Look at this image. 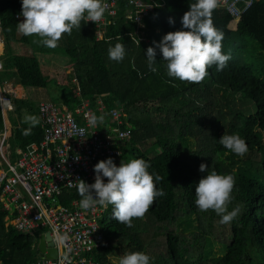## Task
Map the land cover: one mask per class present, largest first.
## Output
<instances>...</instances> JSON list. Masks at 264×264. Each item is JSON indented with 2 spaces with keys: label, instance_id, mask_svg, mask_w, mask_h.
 Segmentation results:
<instances>
[{
  "label": "trees",
  "instance_id": "obj_1",
  "mask_svg": "<svg viewBox=\"0 0 264 264\" xmlns=\"http://www.w3.org/2000/svg\"><path fill=\"white\" fill-rule=\"evenodd\" d=\"M141 1L151 8L142 18L147 44L139 41L137 25L125 19L129 9L124 3L118 4L117 16L101 39L86 21L80 29L63 34V54L71 66L65 84L57 86L58 108L74 113L88 102L94 114L103 117L104 125L109 123L106 114L120 109L129 126L123 124L120 129L130 133L120 147L122 162H128L126 157L146 160L148 171L160 176L157 187L164 193L143 217L132 219L131 227L116 221L113 207L107 206L99 222L107 247L97 261L112 264L109 257L119 260L126 253L140 251L151 258L150 264H264V0H254L237 20L217 4L212 22L223 33L221 51L231 58L219 72L215 66L208 69L198 83L167 77L158 50L157 71H149L145 56L153 41L181 30L180 17L195 0ZM20 11V0H0L1 34L7 44L26 40L17 36L20 22L15 16ZM169 17L174 18L172 25ZM118 42L125 46L126 56L121 62L110 61L107 49ZM0 58L2 83L27 90L48 88L50 81L42 75L35 54ZM99 101L101 111L97 110ZM12 106L7 133L15 156L17 149L39 144L42 131L38 124L30 135H22L28 127L24 116H37V107L17 99ZM232 134L247 144L243 157L218 141ZM201 163L209 171L234 174L228 210L237 205L241 210L232 222L222 224L212 210L200 211L196 206L195 185L206 174L198 171ZM80 199L75 188L63 191L59 203L68 208ZM5 215L0 204V264H30L38 255L36 236L6 228ZM216 246L223 249L219 255L213 254Z\"/></svg>",
  "mask_w": 264,
  "mask_h": 264
},
{
  "label": "built area",
  "instance_id": "obj_2",
  "mask_svg": "<svg viewBox=\"0 0 264 264\" xmlns=\"http://www.w3.org/2000/svg\"><path fill=\"white\" fill-rule=\"evenodd\" d=\"M102 2L106 7L104 18L96 24L87 21L94 25L96 38L101 39L105 28L113 24L117 16L118 4L124 3L129 9L125 19L137 25L136 34L142 42L146 35L142 18L150 11V6L141 0ZM253 2L218 0L217 4L237 20L252 7ZM1 31L0 18V46L3 43ZM5 89L0 87V204L6 212L4 226L32 237L35 235L36 247L38 238L49 233L56 258L46 259L38 252L30 264H81V260L85 264H99V252L107 247L99 222L107 207L97 205L84 210L79 202L73 201L67 208L60 205L59 197L63 191L75 189L78 180L94 182L93 166L98 161L111 158L117 166L123 163L120 147L128 141L130 133L120 129L123 124L129 127L121 118V110L106 114L109 119L107 125H92L89 117L94 111L88 102H83L74 113L66 108L59 109L50 102H40L37 117L42 140L24 150L17 149L14 156L7 130L10 127L8 114L13 113L12 101L17 94L14 88ZM97 104V110H103L101 102ZM103 179L107 181V178ZM55 232L66 237L62 245L52 239ZM68 248L72 251L66 256Z\"/></svg>",
  "mask_w": 264,
  "mask_h": 264
},
{
  "label": "clouds",
  "instance_id": "obj_3",
  "mask_svg": "<svg viewBox=\"0 0 264 264\" xmlns=\"http://www.w3.org/2000/svg\"><path fill=\"white\" fill-rule=\"evenodd\" d=\"M217 2L195 0L180 17L181 30L164 34L159 42L153 41V46L145 52L149 71H157L154 66L157 50L170 79L198 83L208 75L212 66L217 72L227 66L231 57L221 51L223 33L213 25L211 18ZM20 7L23 21L17 24L18 31L24 36L42 38L41 42L47 48H55L62 34L80 29L82 21L100 22L106 12L102 0H20ZM167 22L172 25L174 18L169 17ZM125 56L126 48L122 43H115L107 49L110 61L121 62ZM2 70L3 64L0 63ZM102 121V116L92 114L89 117L92 125ZM23 122L28 127L22 130V135L28 136L40 120L36 115L26 114ZM218 141L224 149L237 156L243 157L248 151L245 140L237 134L222 135ZM149 168L150 164L142 158L131 159L119 166L111 158L98 161L93 166L94 182L87 184L78 180L76 185L77 194L81 197L80 208L88 210L97 205H111L115 220L131 227L133 218L143 217L154 200L164 195L157 187L160 176L150 173ZM198 171L206 174L195 185L196 206L200 211L212 210L222 224L232 222L241 210L239 205L228 210L233 200L234 174L209 171L204 163L198 166ZM52 239L62 245L66 237L55 232ZM71 251L68 248L65 255ZM150 260L146 253L133 251L121 256L118 264H150ZM81 264L85 262L81 260Z\"/></svg>",
  "mask_w": 264,
  "mask_h": 264
},
{
  "label": "crops",
  "instance_id": "obj_4",
  "mask_svg": "<svg viewBox=\"0 0 264 264\" xmlns=\"http://www.w3.org/2000/svg\"><path fill=\"white\" fill-rule=\"evenodd\" d=\"M19 22L23 21V17L21 15H18ZM18 39L23 40V36L18 31ZM26 37V40H23L21 42H12V43H6L3 39V43L0 46V57L4 58L9 55H30L35 54L39 67L41 70V73L43 76H45L50 82H54L55 85L63 86L64 81H60L63 79L65 74H70V64L69 59L63 54L64 51V40H63V34L60 38V40L57 43V46L55 48H47L43 46L40 37L38 36H24ZM4 54V55H3ZM2 61V59L0 58ZM64 80V79H63ZM2 87H5L6 89L14 88V92L17 94V100H24L26 101L25 97V90L19 85L11 84L10 82H3ZM5 89V90H6ZM35 90L36 89H32ZM39 90V89H37ZM20 92V94H19ZM40 102H49L45 100H40L35 107L38 106ZM65 108V107H62ZM13 119V116L8 117V123L10 125L9 128H11V120ZM8 128V129H9ZM8 131V130H7ZM8 135V133H7Z\"/></svg>",
  "mask_w": 264,
  "mask_h": 264
},
{
  "label": "rangeland",
  "instance_id": "obj_5",
  "mask_svg": "<svg viewBox=\"0 0 264 264\" xmlns=\"http://www.w3.org/2000/svg\"><path fill=\"white\" fill-rule=\"evenodd\" d=\"M162 37V36H161ZM31 38V36H30ZM161 39V38H160ZM143 43L147 44L149 41L148 39H146L145 37L143 38L142 40ZM2 54V53H1ZM4 55V54H3ZM69 75L68 74H65L63 79H61L60 81H64V84H65V81L68 79ZM73 82V81H71ZM11 84H13L12 82H10ZM58 85H55L54 82H50V84L48 85V88L47 89H39L36 91L35 90H32V89H29V90H25V97H26V101L28 104H32L33 106H36L37 103L40 101V100H45V101H49L51 103H55L57 107H59L58 105ZM0 87H2V82L0 81ZM10 116H13V114H8V117ZM103 124V121L102 123ZM263 142H264V133H263ZM126 161H129V159H127L126 157ZM109 215V211L107 212V215L106 217H108ZM214 252L213 254L215 255H219L220 253L223 252V249H221V247H214ZM109 261L112 263V264H118V260L115 259V257H109Z\"/></svg>",
  "mask_w": 264,
  "mask_h": 264
},
{
  "label": "water",
  "instance_id": "obj_6",
  "mask_svg": "<svg viewBox=\"0 0 264 264\" xmlns=\"http://www.w3.org/2000/svg\"><path fill=\"white\" fill-rule=\"evenodd\" d=\"M37 250L39 254L46 259L53 260L56 258V250L52 248L49 233L38 238Z\"/></svg>",
  "mask_w": 264,
  "mask_h": 264
},
{
  "label": "bare ground",
  "instance_id": "obj_7",
  "mask_svg": "<svg viewBox=\"0 0 264 264\" xmlns=\"http://www.w3.org/2000/svg\"><path fill=\"white\" fill-rule=\"evenodd\" d=\"M15 92H17V91H15ZM19 94H20V92H19Z\"/></svg>",
  "mask_w": 264,
  "mask_h": 264
}]
</instances>
